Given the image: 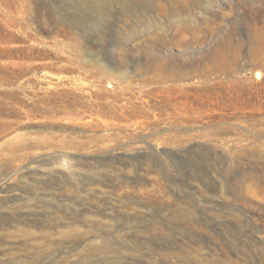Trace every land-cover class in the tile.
Here are the masks:
<instances>
[{
    "label": "rangeland",
    "instance_id": "1",
    "mask_svg": "<svg viewBox=\"0 0 264 264\" xmlns=\"http://www.w3.org/2000/svg\"><path fill=\"white\" fill-rule=\"evenodd\" d=\"M209 1L0 0V264H264V0Z\"/></svg>",
    "mask_w": 264,
    "mask_h": 264
},
{
    "label": "bare ground",
    "instance_id": "2",
    "mask_svg": "<svg viewBox=\"0 0 264 264\" xmlns=\"http://www.w3.org/2000/svg\"><path fill=\"white\" fill-rule=\"evenodd\" d=\"M129 1L134 5L136 4V6L137 5L143 6L142 4H146L147 6H151L153 8L160 7L161 11H163L165 13V16H167V17H171L172 15L175 17V15H178L179 13L183 14L182 12H186L187 10H189V6H188L189 4L188 3H191L197 7L206 3L208 9H213V5H214V3H212V2L210 3L209 0H175V1H169V2L167 1V3H163V4H159V5L156 4V0H127V4L129 3ZM249 1H251V0H249ZM99 3L101 4V2H99ZM104 4H108V3L106 2ZM100 7H102V5ZM201 8H202V6H201ZM161 32H160V34L157 33L158 38H159V40L165 41L166 35H164V33L162 34ZM160 46H161V43H159L156 46V48H159ZM153 61L156 63L155 65L157 68L166 69V70L170 71L171 73H174L177 77H180L183 74V72L185 71V69L187 68V66L191 65V63H192V61H190V60H181L179 57L173 56L171 54H165V55H161V56H153ZM11 163H12L11 159L8 160L6 158L0 164L3 165L4 167H6Z\"/></svg>",
    "mask_w": 264,
    "mask_h": 264
}]
</instances>
